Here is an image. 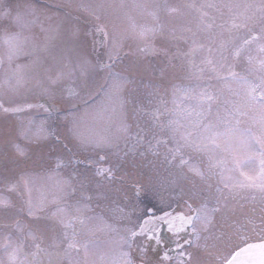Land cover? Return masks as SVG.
<instances>
[{
  "label": "snow or ice",
  "instance_id": "snow-or-ice-1",
  "mask_svg": "<svg viewBox=\"0 0 264 264\" xmlns=\"http://www.w3.org/2000/svg\"><path fill=\"white\" fill-rule=\"evenodd\" d=\"M239 7L233 0H132L130 5L124 0H65L47 9L59 23L42 27L44 42L37 43L23 34L35 20L27 19L19 4L0 0V20L11 18L20 29H5L0 36L6 49L0 67L5 62L9 66L0 79V114L43 109L45 117L38 124L29 118L16 131L36 142L41 155L44 149L57 153L48 188L34 194L24 175L16 182L5 178L9 191L23 185L24 192L19 204L0 197V224L31 240L36 252L25 253L24 239L14 240L5 232L0 235V264H37V252L49 257L48 264H264V242L247 239L249 231L264 239V0H246L243 10L234 11ZM125 8L138 10L152 23H133L128 30L102 22L109 9ZM206 9L221 18L227 9L228 19L217 24ZM182 10L198 14L195 28L172 24L177 14H185ZM130 39L139 43L126 52ZM177 41L187 44V51L177 47L172 52L170 46ZM29 42L27 54L34 58L12 68ZM205 51L196 63L194 57ZM240 61L246 62L252 78L234 70ZM178 71L200 80L206 72L214 74L196 89L171 84L173 104L179 93L194 99L195 108L168 107L169 89L162 82ZM29 82L35 98H20ZM129 104L137 120L135 132L127 120ZM61 121L69 126L66 132L59 130ZM98 125L102 131H96ZM0 144L25 155L10 122L0 127ZM0 155L8 159L6 150ZM138 160L148 162L143 165L149 167L147 182H136L131 196L123 194L131 212L112 209L114 216L128 221L117 229L92 202L107 199L105 190L114 181L122 188L127 178L143 176L125 170L141 167ZM61 168L70 169L66 178ZM120 171L123 175L117 177ZM149 190L157 202L141 207ZM77 191L79 198L70 202ZM174 204L186 212L176 211ZM245 204L258 209L237 216V206L243 209ZM162 226L171 234V247L161 239ZM97 232L115 235L104 245ZM45 237L51 240V252L41 248ZM145 237L155 242L154 259L148 258Z\"/></svg>",
  "mask_w": 264,
  "mask_h": 264
},
{
  "label": "rangeland",
  "instance_id": "rangeland-1",
  "mask_svg": "<svg viewBox=\"0 0 264 264\" xmlns=\"http://www.w3.org/2000/svg\"><path fill=\"white\" fill-rule=\"evenodd\" d=\"M10 2L13 5H20L19 11L21 13H24L26 15V18L29 20H35V23H32L29 25L28 28L23 30V34L25 36H32L35 38V41L37 43H43L44 38L46 33L41 31V28L47 29L50 25L55 26L57 23H59V18L52 15L51 12L47 11V9L55 4V3H64L65 0H10ZM108 3H116L119 4L120 0H107ZM149 3L152 2V0H148ZM169 3L176 4L181 2V0H168ZM190 2V0H189ZM201 0H196V3L199 4ZM235 4H238L240 7L239 9H234L235 10H243V6L246 3V0H233ZM125 4H131L132 0H124ZM31 6V8L34 10L32 12L29 11V8L27 6ZM209 11L210 15H214L217 17L216 23H224L228 19V11L227 9H224V16L221 18L219 13L214 12L212 9H206ZM185 14L180 15L177 14L173 20L172 24L176 27H180L182 25H187L195 28L196 21L194 17L198 15L194 10H182ZM127 13L128 16L131 17V19H128L124 13ZM13 15H15V9L13 11ZM49 16H52V19H48ZM102 22H107L111 26V24H117L119 25L122 29H131V25L135 23L136 25H142V24H151V18L142 15L138 10L131 9V8H125L122 11L119 10H112L109 9V14L107 17V20H102ZM190 22V23H189ZM7 29L8 32L13 33L20 31V29L12 22V19H5V20H0V36L4 34V30ZM202 43L207 44V41L202 40ZM139 43L138 41L134 40H129L127 42V46L125 48V51H130V50H135L136 44ZM162 41L160 39L156 40V44L160 45ZM179 47L183 51H187L188 45L185 44L183 41H177L174 43V45L170 46L171 51L175 52L176 48ZM31 49V42L25 45L24 53L21 54L17 59L14 60L12 64V68H15L17 64L19 65H27L33 57L29 56L27 53ZM5 45L3 44L2 41H0V54H3L5 52ZM206 51L202 53H198L194 59L196 63H199L200 60L204 55H206ZM179 63V62H177ZM8 64L7 62L4 63L3 65V71L6 72L8 69ZM235 70H241L240 74L241 76H249V78H252L249 75V72L247 70V65L245 61H240L235 64ZM210 75V73L206 72L204 79L200 80L197 79L195 75L188 76V73L186 71H178L175 76L170 75L166 80H164L163 86L165 88H168L169 91L167 93L166 99L168 102V107L172 108L175 106H179L184 109L188 108H195L196 106V101L194 99H186L182 97L179 93L176 96L175 99V105L173 104V97L171 94V84L172 83H179L186 85L188 87L196 89L197 86L203 87L206 86L208 83L207 77ZM211 76H214V74L211 73ZM4 76H2L0 79H3ZM27 79V76H26ZM211 83L215 85L216 87H219L220 82L212 79ZM233 87H237L236 84H233ZM32 89V83H26L24 88L21 89V97L23 98L24 95H28V92L26 89ZM227 95V93H226ZM29 96V95H28ZM31 96V95H30ZM29 96V97H30ZM100 97H97V100H99ZM232 99H236V97H232ZM147 101L145 100V103ZM132 105H128V111H127V120L128 122L132 125V131H133V126L136 125V118L134 116V113L132 112ZM45 117V113L43 109H38L34 110L29 114V112H23L18 114L17 116H8L4 118L2 121V126L4 127L7 123L10 122L11 127H12V134L16 139V144L18 145V148L20 151H23L25 153L24 156H19L18 152L16 149L13 148H7L5 149L2 144H0V153L3 151H7L8 153V159H4L2 155H0V197H6L9 200H11L14 204H19L21 200V194L24 192L23 185H20L18 191H9L7 187V181L11 182H16L19 181L20 176L24 175L28 180L30 187L33 188L34 194H35V189L39 188H48L50 187V181L48 179L49 177V172L51 171L52 167L54 166L55 162V156L57 155L56 152L54 151H49L48 149H44V155L40 154V148L37 147L36 142L27 139L23 136H19L17 134L16 128L17 125L20 124L23 121V124L27 126L28 124V119L32 118L37 124L40 122ZM183 119V117H181ZM15 124V125H12ZM246 125H241V127H244ZM68 125H65L62 121L59 122V130L61 132H66ZM103 125H98L96 126V131H102ZM71 146V145H70ZM258 164V162H257ZM247 170V169H245ZM59 172L61 173L62 176L65 178L69 174V169L61 168L59 169ZM117 188H112L105 190L106 191V196L107 199L105 200H93L92 202V207L95 209L97 213H100L101 215L104 216L105 220L109 223L112 224L114 227L117 229L123 228L127 223L126 220H121L118 217L113 215L112 209L116 208L117 206L124 207L125 212H131L132 208L130 206L125 207L127 204V201L124 200L123 194L125 192L129 193L128 195L131 196L132 192L126 191V190H121V191H116ZM151 193L150 196L152 199H156V197L153 195V192L149 190ZM79 191L75 192L72 194V196L69 198L70 202H74L75 199L79 198ZM248 195H252V193H248ZM258 196L259 194L256 193ZM26 198V197H25ZM134 203V201H132ZM241 203H244L241 201ZM257 207L258 205H252V204H245L244 208L241 209L237 206L236 208V214H240L241 216L244 213H249V210L252 207ZM0 215H3L0 213ZM7 223H11V219L7 221ZM5 232H11L13 239L14 240H19V239H24L23 237L20 236V234L15 233L14 229H11V227H3L2 224H0V235H3ZM115 234L113 233H105V232H97L96 233V238L98 241H100L102 244L106 245L107 242L113 238ZM249 237V232L247 234ZM257 238L259 240H263L261 236L258 234ZM248 240L250 238H247ZM51 244V240L48 237H45L44 241L41 243V248L46 249L47 251L51 252L53 251L52 248L49 247ZM24 252L25 253H32L36 252V249L33 245V242L31 240L24 239ZM2 255V253H0ZM38 252L36 255V261H38ZM45 257V253H44ZM54 258V257H53ZM52 258V259H53ZM29 259H32L31 255H29ZM49 257H47L46 261L48 262ZM38 264V263H37ZM64 264H67L65 261Z\"/></svg>",
  "mask_w": 264,
  "mask_h": 264
},
{
  "label": "flooded vegetation",
  "instance_id": "flooded-vegetation-1",
  "mask_svg": "<svg viewBox=\"0 0 264 264\" xmlns=\"http://www.w3.org/2000/svg\"><path fill=\"white\" fill-rule=\"evenodd\" d=\"M34 58V57H33ZM8 70V69H7ZM6 70V71H7ZM6 72L3 71V68L0 67V78L2 76H5ZM32 89L28 88L26 89V91L28 92V95L30 96L29 98L31 99H34L35 97L32 95V92L30 91ZM41 102H45V101H41ZM40 108H33L31 110H27L29 112V114H31V112H33L34 110H38ZM25 111V112H27ZM4 117L2 114H0V127L2 126V121L4 120ZM23 122V121H22ZM137 122V120H136ZM12 125H15V124H12ZM133 132L135 131H138V129L136 128V125L133 126ZM123 146V145H122ZM152 159L151 157H149V160ZM138 164L141 165V167H139L138 169H132L131 166L129 165L125 170L128 171V172H133V171H136V172H143L144 175L143 176H140V175H134V176H131L130 178H127L123 184V187L121 188V185H120V182L119 180L117 181H114L113 184L111 185L110 188H112V190L114 188H121V190H128L130 192H134V188L132 187L136 182H140V183H143V184H146V177H147V174L149 173V167H144L143 165H146L148 162L147 161H137ZM105 166H108V162H105ZM69 172H70V169H69ZM117 177H120L123 175V171H120V172H117ZM164 175H167V173H164ZM129 194V193H128ZM150 192L149 191H146L143 193L142 195V200H141V204L140 206L143 207L145 205H148V204H152V203H156L157 202V199H152V197L150 196ZM134 201V200H133ZM135 203V201H134ZM195 206V205H194ZM174 208L176 209V211L178 212H186V208H184L182 205L181 206H177L174 204ZM240 214H237V216H239ZM133 219H135V217L133 216ZM126 223H128V221L126 220ZM248 234V233H247ZM249 237L247 236V238H250L248 240V243L250 242H254V241H259V239L257 238V235L258 233L257 232H252V231H249ZM97 239V238H96ZM142 240H145L146 241V237L145 238H141ZM161 239L162 240H165L168 242V246L171 247L172 244H171V234H169L167 232V229L165 227H161ZM154 241H146V246H147V251H148V258L150 259H154L156 258L155 257V254L153 253L152 251V248H153V245H154ZM211 243V241H210ZM159 251L161 252V254L163 253V249H159ZM174 255V253L172 254ZM139 259V257H137V260ZM164 264H168L167 261L164 262Z\"/></svg>",
  "mask_w": 264,
  "mask_h": 264
},
{
  "label": "trees",
  "instance_id": "trees-1",
  "mask_svg": "<svg viewBox=\"0 0 264 264\" xmlns=\"http://www.w3.org/2000/svg\"><path fill=\"white\" fill-rule=\"evenodd\" d=\"M235 70V69H234ZM237 73H240L241 72V70H235ZM209 76H211V73H210V75ZM38 261H37V263L38 264H48V262L46 261V259H47V255H45V257H44V252H38ZM53 260H55V257L53 258Z\"/></svg>",
  "mask_w": 264,
  "mask_h": 264
},
{
  "label": "water",
  "instance_id": "water-1",
  "mask_svg": "<svg viewBox=\"0 0 264 264\" xmlns=\"http://www.w3.org/2000/svg\"><path fill=\"white\" fill-rule=\"evenodd\" d=\"M262 242H264V239L263 240H259V241L250 242V243H262Z\"/></svg>",
  "mask_w": 264,
  "mask_h": 264
}]
</instances>
